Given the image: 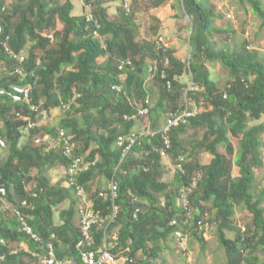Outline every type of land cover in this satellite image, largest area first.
Here are the masks:
<instances>
[{"label":"trees","instance_id":"trees-1","mask_svg":"<svg viewBox=\"0 0 264 264\" xmlns=\"http://www.w3.org/2000/svg\"><path fill=\"white\" fill-rule=\"evenodd\" d=\"M108 1L114 0H84L83 6H93L88 18L87 13H73L72 0H0V40L7 38L6 47L0 43V71L4 72L0 89L11 85L32 87L30 104L0 95V141L5 143L0 146V264H42L48 243H52L57 259L82 264L76 248L80 230L75 217L82 206L79 198L75 196L77 205L72 199L70 206L60 212L59 224L54 222L55 208L73 193L61 179L51 183L47 174L48 168L58 165L66 174L70 163L59 146L51 147L50 139H55L59 131L70 136L74 156L97 161L77 177L87 198L101 213L103 224L91 229L94 248L102 246L104 231L111 234L115 230L121 250L133 259L121 264H161L157 260L163 243L173 238L175 229L169 224L183 213L180 190L188 188L196 177V188L188 198L195 214L186 227L189 236L205 243L197 222L215 223L226 264H264V259L260 263L255 254L260 250L264 255L263 196H255V169L263 165L264 123L255 121L264 114V60L252 57L246 43L240 50L218 45L212 33L225 30L213 26V13L207 5L200 0H179L192 22L188 68L194 89L188 94L194 100L201 97L209 108L170 129L167 154L173 162L183 158L185 174L176 171L169 183L163 180L166 168L159 152L163 147L159 131L139 137L124 157L117 139L128 135L136 125L134 118L125 117L147 105L146 59L156 64L153 76L161 87L155 105H147L153 122L170 109L178 111L177 101L187 86L180 80L186 64L175 57L171 48L155 41H137L134 17L124 8L118 10L116 19H109L104 5ZM164 1L153 0L152 5ZM238 1L248 4L264 25L261 0ZM57 22L62 25L59 30ZM99 57L107 59L99 63ZM127 58L132 64L119 70L118 61ZM204 59L218 60L231 79L224 86L217 84L204 66ZM166 80L171 81L169 89ZM116 85L120 90L113 88ZM30 105L39 110L32 111ZM66 106L58 126L46 123L52 109ZM42 111L47 113L45 119ZM28 119L37 124L22 132ZM188 129L204 131L200 138L187 142L181 136ZM24 134L27 141L20 145ZM231 137L237 139L236 147ZM220 145L224 151L219 150ZM202 153L212 155L208 164L200 161ZM97 175L117 183L114 202L100 195L109 193L108 188H98L90 196L88 184ZM113 203L118 211L105 229ZM238 207L248 212L251 224L231 238L226 231L235 232ZM210 209L214 210L213 217L205 220L204 211ZM15 211L26 219L38 241L22 229ZM23 245L26 249H18Z\"/></svg>","mask_w":264,"mask_h":264},{"label":"rangeland","instance_id":"rangeland-1","mask_svg":"<svg viewBox=\"0 0 264 264\" xmlns=\"http://www.w3.org/2000/svg\"><path fill=\"white\" fill-rule=\"evenodd\" d=\"M64 0H61V2ZM74 3V14H83L91 11L93 6L91 4L88 7L83 6L84 0H72ZM153 0H114L108 1L104 5L107 7L108 17L111 20L117 18L119 12L117 9L122 8L125 3L128 4L130 9V13L132 16L136 17V13L138 14V18L140 23H135V37L137 41H143L149 39V41H155L159 46H162L166 49L171 48L174 50V54L181 61L185 62L186 69L184 74L180 77L182 82H185L187 85L181 94V97L177 101L178 110H180L184 104L185 100L188 99L191 102V105L196 107L199 111H203L209 106L205 103V101L200 97L199 100H194L190 97L188 92L192 91L189 89L191 85L192 77L188 70V63L191 56L192 48L190 46L189 37L192 31V22L191 17L184 13L183 7L180 4L179 0H173L171 3V7L175 12V16L172 18L164 19L163 22L156 19L153 16L155 12V8L152 5ZM203 2L210 11L213 13L211 15L212 24L215 28L224 29L223 33H212L211 38L217 42L218 45L227 46L230 50H240L243 44H247V50L249 54L258 59L264 60V25L262 23V18L257 16L250 10V6L246 3L241 4L238 0H200ZM169 3L168 0H165L161 3V6H164L166 3ZM264 6V0H261ZM213 16V17H212ZM56 28L59 30L62 28V25L57 22ZM144 30V31H143ZM143 31V32H142ZM176 52V53H175ZM106 57H99L98 62H105ZM147 67L151 65L152 62L150 59H146ZM203 64L210 71V77L216 81L217 84L224 86L225 82L230 78L228 70L218 61H209L207 59L203 60ZM4 72L0 71V76H2ZM144 81L145 89L148 92L147 98L150 102L151 107H153L158 100L159 93L161 87H159V81H156L153 74H148ZM68 109L66 107H57L51 110L50 116L47 119L46 123L49 122L53 126H58L61 121L64 111ZM171 113V109L169 112L162 114L158 118L157 127H160L163 122L165 126L166 119L168 115ZM164 116V119L161 120V117ZM140 122V121H139ZM256 123H264V114L260 117L259 120L255 121ZM254 122V123H255ZM163 126V127H164ZM162 127V128H163ZM159 129V128H158ZM146 130V129H145ZM203 129H188L181 137L185 139V141L189 142V139L200 138L203 133ZM27 134H24L22 139L20 140V145L25 144L27 141ZM263 147H262V158L263 165L259 166L255 169V196L258 197V194H262L264 206V134L261 136ZM230 140L237 146V139L231 137ZM220 151H224V147L220 145ZM2 154L0 153V160ZM211 156L207 153L200 154V161L207 162ZM165 165L167 164L168 171L165 170L163 179L167 182H171L175 171L172 168L167 158H163ZM166 168V166H165ZM36 173L35 170L32 171V176ZM233 173H237V168H233ZM47 174H49L50 182L55 183L59 178H61L62 184L65 186V171L61 165L56 167H51L47 169ZM109 180L103 176L97 175L96 178L89 183L88 191L91 196V193H94L95 190L99 188L100 191H104L108 188ZM74 199L78 204V200L71 193L69 199H66L61 204H59L55 208L54 212V220L56 223L59 222L60 212L63 209H66L70 205V200ZM3 208L0 206V211ZM214 210L210 209V212L204 211L203 217L205 220H210L211 216L213 217ZM193 215L194 212H193ZM76 224H78V218L75 217ZM251 217L248 212L242 208H236L234 224H235V232L234 231H226V235L228 237L234 238L236 232L241 230L242 227H248L251 223ZM209 223V222H208ZM211 223V222H210ZM212 230V231H211ZM115 231V230H114ZM216 224H211V227L207 231L210 236L206 239V242H199L195 240L192 236H190L188 241L187 250L181 251L176 247L174 238H171L166 244L163 243V250L161 252L160 257L157 262L161 264H226V255L224 249L221 247L217 235H216ZM240 233V231H239ZM204 234V232L202 233ZM18 249H26V246L20 247ZM259 261H263L264 255L260 250H256L255 253Z\"/></svg>","mask_w":264,"mask_h":264},{"label":"built area","instance_id":"built-area-1","mask_svg":"<svg viewBox=\"0 0 264 264\" xmlns=\"http://www.w3.org/2000/svg\"><path fill=\"white\" fill-rule=\"evenodd\" d=\"M86 7V6H85ZM88 7V5H87ZM126 14L130 13V9L128 4L125 3L123 6ZM87 17L91 18L90 12L87 13ZM3 31L2 26L0 25V35ZM0 40V43H3L5 46V41ZM6 47V46H5ZM9 52L10 56L12 53ZM22 60V58H21ZM168 63V60L165 61ZM132 64V61L127 59H121L118 61V69L122 70L125 66H129ZM149 74H154L157 71L156 64H151L148 66L147 69ZM161 78H164V71H160ZM166 87L169 89L171 87V81L166 80ZM113 88L120 90V86L116 85ZM190 90L194 89V84L191 82L189 86ZM32 87L28 86H20V85H11L7 89H0V95H5L11 98L13 102H22L26 104H30V93ZM147 105H149L148 99L145 101ZM191 101L186 99L184 106L178 111H171L166 119L165 126L159 130L160 136L163 141V147L160 149V154L163 156H167V151L171 147V142L169 138V131L171 128L177 126L180 123H186L187 119L190 116L196 115L199 110L192 106ZM141 106L137 108L136 114L132 116L125 117V118H134L137 119L139 116L148 115L149 107L148 106ZM31 110L37 112L39 108L37 106L30 105ZM39 113V112H38ZM43 119L46 118L47 113L45 111L40 112ZM19 115V114H18ZM37 123L33 120L27 121L25 129L22 132H27L30 128L34 127ZM157 131H149V136H153ZM145 136L139 133L134 132L133 130L128 135H120L117 139L118 146H123V157L127 154V152L131 149V147L135 144L139 137ZM46 138H49L46 135ZM36 142H40L39 139H36ZM51 147L59 146L61 148V153L70 158V163L67 167L66 171V184L73 190V193L79 200L82 202L81 208L78 210V226L80 230V239L76 244V248L79 253L80 260L82 264H121L123 262H132L133 259L128 257L123 253L121 247L118 244L117 240V232L113 231L111 234L104 231V238L102 246L98 248L93 247V238L91 235V229L95 225H102V218L101 213L99 210H96L93 206V202L87 198L85 190L82 185H80L77 181L78 175L90 169V166L95 164L97 161L94 160L92 162H87L81 157H76L73 155V144L70 140V136L66 135L64 131H59L55 137V139H50ZM0 146H5L3 141H0ZM183 158L178 157L176 162H174V170L179 171L182 175L185 174V170L183 169L182 163ZM197 178L194 177L191 184L188 188H183L180 190L179 198L181 200V207L183 209V213L179 214L177 217L171 220L170 226H173L175 229L172 232V237L174 238L176 247L181 251H186L188 248V241H189V233L186 227L191 225V221L193 219V212L191 206H189V196L195 190ZM109 193H100L101 196L109 197L113 202L114 199L117 197V183L112 178L108 184ZM34 196L36 195L33 194ZM23 205L26 204L24 201ZM118 208L113 203L112 206V213L108 222L105 224V229L107 226L114 222L115 216L117 214ZM138 209H136L134 216H136ZM18 216V219L21 222L22 229L31 236L32 239L38 241L39 238L35 232H33L32 227L27 223L26 219L20 214L19 211H15ZM199 229L203 230L204 233H207L211 225L208 222H204L203 220H199L197 222ZM244 227H242V231H244ZM54 238V235H52ZM47 255L41 258L42 264H78L75 260H59L54 256V250L52 243H48L47 245ZM119 249V251L114 252L115 249Z\"/></svg>","mask_w":264,"mask_h":264},{"label":"crops","instance_id":"crops-1","mask_svg":"<svg viewBox=\"0 0 264 264\" xmlns=\"http://www.w3.org/2000/svg\"><path fill=\"white\" fill-rule=\"evenodd\" d=\"M169 1V3L167 2L164 6H161L162 4H160V5H158V6H153V8H155V12L153 13V16L156 18V19H158V20H160L161 22H163L164 21V19H167V18H172L173 16H175V12L173 11V9L171 8V7H173V6H171V3H172V0H168ZM174 4V0H173V3H172V5ZM75 6V5H74ZM87 7V6H86ZM119 9H121V8H119ZM119 9H117V10H119ZM136 15V17H138V14L136 13L135 14ZM135 17V19H134V21H135V23L137 24V23H140V21H139V19L138 18H136ZM213 17V16H212ZM213 21V20H212ZM144 31V30H143ZM142 31V32H143ZM147 40H149L148 38H147ZM176 53V52H175ZM175 55V54H174ZM176 57V56H175ZM179 59V58H178ZM188 68V67H187ZM188 70H189V68H188ZM207 70H208V68H207ZM190 72V71H189ZM208 72L210 73V71L208 70ZM192 77V76H191ZM216 82V81H215ZM160 119V118H159ZM162 119H164V116L163 117H161V120ZM136 120V125H135V127L133 128V131L134 132H136V133H139V134H141V135H145V136H148V135H146V134H148L149 133V131H159V130H161L162 129V127L164 126L163 124H164V122H163V124L160 126V127H157L158 125H157V122H158V119L155 121V122H153V120H151L150 119V116L149 115H144V116H139L137 119H135ZM140 121V122H139ZM166 123V122H165ZM159 128V129H158ZM146 129V130H145ZM207 154H209V153H207ZM210 155V154H209ZM211 157L208 159V161L207 162H202V163H204V164H208L209 162H210V160H211V158H212V155H210ZM163 158H167L168 159V161H169V163L171 164V166H172V168L174 169V162L172 161V159L170 158V156L167 154V156H163L162 157V162H163V165H165V163H164V161H163ZM166 166V171H168V168H167V164L165 165ZM235 167V166H234ZM237 168V167H236ZM175 171V170H174ZM176 172V171H175ZM238 174V168H237V173L235 174V175H237ZM66 175V174H65ZM61 178H59V180H60ZM164 180V179H163ZM58 181V180H57ZM56 181V182H57ZM165 181V180H164ZM65 183H66V181H65ZM64 184V183H63ZM62 184V185H63ZM89 185V184H88ZM66 187L68 186L67 184L65 185ZM70 206V205H69ZM68 206V207H69ZM67 207V208H68ZM66 208V209H67ZM78 218V217H77ZM54 222H55V220H54ZM60 223V219H59V222L58 223H56L55 222V224H59ZM212 231V230H211ZM208 233V232H207ZM207 233H204L203 234V236H204V238H205V240L210 236L209 234H207ZM211 237V236H210ZM189 238H190V236H189Z\"/></svg>","mask_w":264,"mask_h":264},{"label":"clouds","instance_id":"clouds-1","mask_svg":"<svg viewBox=\"0 0 264 264\" xmlns=\"http://www.w3.org/2000/svg\"><path fill=\"white\" fill-rule=\"evenodd\" d=\"M152 64H154V63H152ZM148 69V68H147ZM148 72V71H147ZM149 74V73H148ZM154 75V74H153ZM193 83V82H192ZM149 101V100H148ZM149 104H150V102H149ZM241 230H242V228H241Z\"/></svg>","mask_w":264,"mask_h":264}]
</instances>
